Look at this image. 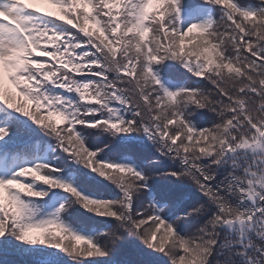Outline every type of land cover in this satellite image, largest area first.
Wrapping results in <instances>:
<instances>
[{"label": "snow or ice", "instance_id": "1", "mask_svg": "<svg viewBox=\"0 0 264 264\" xmlns=\"http://www.w3.org/2000/svg\"><path fill=\"white\" fill-rule=\"evenodd\" d=\"M8 254L264 264V0H0Z\"/></svg>", "mask_w": 264, "mask_h": 264}, {"label": "trees", "instance_id": "2", "mask_svg": "<svg viewBox=\"0 0 264 264\" xmlns=\"http://www.w3.org/2000/svg\"><path fill=\"white\" fill-rule=\"evenodd\" d=\"M36 6L37 7L39 6L42 10L46 9V6L41 5V4H37ZM117 255L119 258H123L121 253H118ZM14 259L15 258L11 254H8L6 256L0 255V264H13Z\"/></svg>", "mask_w": 264, "mask_h": 264}, {"label": "rangeland", "instance_id": "3", "mask_svg": "<svg viewBox=\"0 0 264 264\" xmlns=\"http://www.w3.org/2000/svg\"><path fill=\"white\" fill-rule=\"evenodd\" d=\"M39 7V6H38ZM40 8V7H39Z\"/></svg>", "mask_w": 264, "mask_h": 264}]
</instances>
